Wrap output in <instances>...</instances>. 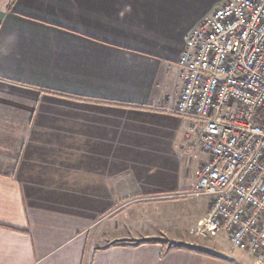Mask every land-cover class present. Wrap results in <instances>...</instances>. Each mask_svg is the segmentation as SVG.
I'll use <instances>...</instances> for the list:
<instances>
[{
	"label": "crops",
	"instance_id": "obj_1",
	"mask_svg": "<svg viewBox=\"0 0 264 264\" xmlns=\"http://www.w3.org/2000/svg\"><path fill=\"white\" fill-rule=\"evenodd\" d=\"M225 1L0 0V264H204L123 214L197 181L204 123L169 109Z\"/></svg>",
	"mask_w": 264,
	"mask_h": 264
},
{
	"label": "built area",
	"instance_id": "obj_2",
	"mask_svg": "<svg viewBox=\"0 0 264 264\" xmlns=\"http://www.w3.org/2000/svg\"><path fill=\"white\" fill-rule=\"evenodd\" d=\"M183 87L169 113L204 123L207 155L180 195L208 198L192 233L223 231L231 246L264 264V0H227L186 38Z\"/></svg>",
	"mask_w": 264,
	"mask_h": 264
},
{
	"label": "rangeland",
	"instance_id": "obj_3",
	"mask_svg": "<svg viewBox=\"0 0 264 264\" xmlns=\"http://www.w3.org/2000/svg\"><path fill=\"white\" fill-rule=\"evenodd\" d=\"M201 138L202 133H200L199 138L200 147ZM196 155L197 159H200V150L197 151ZM194 156L195 155H193V157ZM206 161L201 164L200 172ZM180 194L151 197L148 200L147 198L136 199L134 202H126L129 205L126 207V203L124 202L123 207H125V211L123 216H127L129 218L128 220L133 221L131 224L129 223L128 226L134 229H148L150 226L154 225V233H156L157 236H161L163 239L174 244H181L182 242L192 244V247L202 254L204 264H253L248 254L233 249L230 236L223 231H219L215 235L209 234L208 236L193 234V229L196 228L204 218L208 217L212 202L209 200L208 211L204 212L203 210L200 211L195 199ZM130 212L136 215L134 220L129 217ZM126 220L127 219H123L124 222ZM179 239L181 240L180 243L178 242Z\"/></svg>",
	"mask_w": 264,
	"mask_h": 264
}]
</instances>
